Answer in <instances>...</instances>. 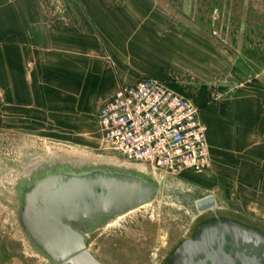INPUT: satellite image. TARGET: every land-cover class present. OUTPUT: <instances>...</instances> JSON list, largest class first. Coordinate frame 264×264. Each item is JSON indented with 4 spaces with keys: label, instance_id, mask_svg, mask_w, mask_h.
<instances>
[{
    "label": "rangeland",
    "instance_id": "rangeland-1",
    "mask_svg": "<svg viewBox=\"0 0 264 264\" xmlns=\"http://www.w3.org/2000/svg\"><path fill=\"white\" fill-rule=\"evenodd\" d=\"M109 1L123 8L125 65L137 78L172 83L194 102L206 87L216 93L241 85L264 89V0ZM27 124L12 122L16 130L8 132L0 119V264H49L31 248L18 222L17 188L24 177L62 165L138 170L106 148L99 125L95 139L82 143L48 137ZM145 173L164 185L163 198L90 235L89 248L104 264H160L201 216L193 202L211 194L183 173ZM215 210L264 226L262 217Z\"/></svg>",
    "mask_w": 264,
    "mask_h": 264
},
{
    "label": "crops",
    "instance_id": "crops-1",
    "mask_svg": "<svg viewBox=\"0 0 264 264\" xmlns=\"http://www.w3.org/2000/svg\"><path fill=\"white\" fill-rule=\"evenodd\" d=\"M112 5L109 0H0L4 130L15 131L12 122L26 121L65 142L95 139L101 107L122 85L140 79L125 65L123 8ZM213 91L200 89L195 98L208 129L211 168L183 174L210 190L218 206L264 218V89L241 85Z\"/></svg>",
    "mask_w": 264,
    "mask_h": 264
},
{
    "label": "water",
    "instance_id": "water-1",
    "mask_svg": "<svg viewBox=\"0 0 264 264\" xmlns=\"http://www.w3.org/2000/svg\"><path fill=\"white\" fill-rule=\"evenodd\" d=\"M165 190L149 174L127 167L53 166L22 179L18 222L49 264H104L89 248L90 235L163 198ZM193 205L201 216L161 264H264L263 225L215 210L212 195Z\"/></svg>",
    "mask_w": 264,
    "mask_h": 264
},
{
    "label": "built area",
    "instance_id": "built-area-1",
    "mask_svg": "<svg viewBox=\"0 0 264 264\" xmlns=\"http://www.w3.org/2000/svg\"><path fill=\"white\" fill-rule=\"evenodd\" d=\"M103 144L128 167L175 175L206 173L212 164L201 110L166 81L122 85L98 112Z\"/></svg>",
    "mask_w": 264,
    "mask_h": 264
},
{
    "label": "trees",
    "instance_id": "trees-1",
    "mask_svg": "<svg viewBox=\"0 0 264 264\" xmlns=\"http://www.w3.org/2000/svg\"><path fill=\"white\" fill-rule=\"evenodd\" d=\"M173 89H175L176 91L180 92V90L175 86L173 85L172 83H169L167 82ZM181 93V92H180Z\"/></svg>",
    "mask_w": 264,
    "mask_h": 264
},
{
    "label": "flooded vegetation",
    "instance_id": "flooded-vegetation-1",
    "mask_svg": "<svg viewBox=\"0 0 264 264\" xmlns=\"http://www.w3.org/2000/svg\"><path fill=\"white\" fill-rule=\"evenodd\" d=\"M165 257H166V256H165ZM165 257L163 258V260L165 259ZM163 260H162V261H163ZM162 261H161V263H162ZM161 263H160V264H161Z\"/></svg>",
    "mask_w": 264,
    "mask_h": 264
}]
</instances>
